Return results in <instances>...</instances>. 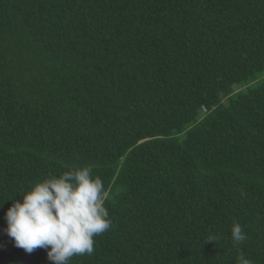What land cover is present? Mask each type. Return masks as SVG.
I'll use <instances>...</instances> for the list:
<instances>
[{
  "label": "trees",
  "instance_id": "16d2710c",
  "mask_svg": "<svg viewBox=\"0 0 264 264\" xmlns=\"http://www.w3.org/2000/svg\"><path fill=\"white\" fill-rule=\"evenodd\" d=\"M88 164L112 224L70 264H264V0H0V264H52L6 212Z\"/></svg>",
  "mask_w": 264,
  "mask_h": 264
},
{
  "label": "clouds",
  "instance_id": "9594fccd",
  "mask_svg": "<svg viewBox=\"0 0 264 264\" xmlns=\"http://www.w3.org/2000/svg\"><path fill=\"white\" fill-rule=\"evenodd\" d=\"M93 168L91 164L70 166L22 193L23 201L14 202L5 216V232L16 247L32 253L36 248L50 246L47 258L52 264H70L74 256L94 253V238L112 224L105 207L112 197V187H105L102 179L94 176ZM230 236L237 246L247 239L239 222L230 226ZM205 240L214 242L215 237ZM236 264L252 261L240 254Z\"/></svg>",
  "mask_w": 264,
  "mask_h": 264
},
{
  "label": "rangeland",
  "instance_id": "374dc122",
  "mask_svg": "<svg viewBox=\"0 0 264 264\" xmlns=\"http://www.w3.org/2000/svg\"><path fill=\"white\" fill-rule=\"evenodd\" d=\"M244 88H238L237 90H239V91H241V90H243ZM236 90V89H235Z\"/></svg>",
  "mask_w": 264,
  "mask_h": 264
}]
</instances>
